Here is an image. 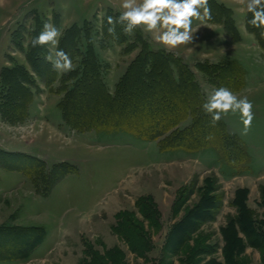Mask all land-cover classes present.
<instances>
[{"label":"rangeland","instance_id":"1","mask_svg":"<svg viewBox=\"0 0 264 264\" xmlns=\"http://www.w3.org/2000/svg\"><path fill=\"white\" fill-rule=\"evenodd\" d=\"M120 3L121 0H0V71L16 64L30 70L25 50L32 34L41 31L45 22L53 23L62 35L74 26L80 29L76 42L79 53H84L87 45L92 47L103 82L113 93L118 79L139 51L138 46H132L138 45L134 33L124 34L121 25L116 26L122 31L119 37L105 33L104 19L116 17ZM193 35L192 44L169 52H174L188 67L198 71L201 81L209 80L203 70L205 74L195 68L208 62L199 55L207 46L200 45L195 33ZM151 45L163 48L155 42ZM46 47L45 56L54 55L56 49ZM71 58L74 69H80V54L75 53ZM261 69L260 64L254 68L257 72ZM61 74L57 73L56 81L50 86L33 74L35 86L29 87L33 94H41L42 104L47 101L43 114L36 111V96L29 110L31 119L27 114L20 121L10 123L0 113V149L26 152L47 163L40 168L42 174H36L34 167L26 169L28 174H25L21 170L2 167L3 163L11 162L0 160V225H40L45 231L42 241L25 258H18L15 252L8 256L0 248V264H86L91 254L103 257L108 252L114 254V248L117 249L115 255H121L119 264H165L167 261L178 264L177 254H167L166 260L160 263L164 259L162 246L166 233L182 213H173V202L181 186L195 184L197 187L205 176L217 179L222 198L214 219L203 223L200 229L212 233L209 241L221 246L219 226L225 223L228 215L235 214L230 199L239 180L232 176L239 173V176L251 175L255 179L258 174L255 172H259L258 166L252 168L253 171L249 168L248 151L246 168L235 170L213 146L194 151H160L155 141H146L123 129H71L62 124L59 109L51 102L54 96L58 95L57 100H60L63 94L55 92ZM260 111L262 113L258 112L253 124L262 125L260 135L264 136V108ZM44 114L46 116L41 117ZM226 117L233 130L242 128L238 114L229 113ZM189 124L190 118H187L179 123V127ZM5 125L12 127L7 129ZM240 133L235 136L244 145ZM259 152L264 153V145ZM56 161L67 162L77 170L67 173L44 193L47 179L43 174H47ZM183 181L186 182L178 187ZM197 198L198 194L194 192L186 205L190 206ZM259 199L260 195L253 189L248 196V205L258 218L263 217ZM127 220L137 225V249H132L118 233L120 226L117 223ZM12 241L7 242L9 249L16 243ZM214 256L222 259L220 249ZM242 258L247 264H263L259 250L253 247H246Z\"/></svg>","mask_w":264,"mask_h":264},{"label":"trees","instance_id":"2","mask_svg":"<svg viewBox=\"0 0 264 264\" xmlns=\"http://www.w3.org/2000/svg\"><path fill=\"white\" fill-rule=\"evenodd\" d=\"M209 3L212 19L207 22L222 25L233 40H239L232 10L216 0H209ZM118 15L119 13L115 16ZM251 18L252 14L246 11L245 25L264 51V37L260 35V30L247 22ZM103 25L108 35L107 17ZM79 32L80 29L74 26L66 29L57 46L71 57L75 53L81 56V68L62 73L59 77V87L55 90L58 94L63 93L57 106L64 121L72 129H123L144 140H156L160 151H194L213 146L233 169L246 168V150L238 138L228 132L223 119L212 126L211 116L202 109L204 98L193 71L174 52L153 48L144 34L139 30L135 31L134 39L138 45L134 43L132 46H138L139 51L118 79L113 93H110L103 82L101 67L92 47L87 45L86 51L79 53L76 44ZM39 33L40 30L32 34L25 50L30 70L16 64L0 71V113L2 118L10 123L20 121L28 114L27 107L33 96L30 87L35 86L33 74L47 86L57 78L51 63L45 60L48 51L46 45L35 48L31 46V40ZM121 33L122 31L116 28L115 36L119 37ZM199 66L216 88H233L237 86L232 84L236 82V77H241L236 65L229 61L220 64L206 62L205 65ZM187 118H190V124L179 127V123ZM209 136L211 139H207ZM19 157L24 159H15ZM7 159L11 163L5 162L2 165L0 161L2 167L21 170L25 174H28L26 169L33 167L36 168V174H42L40 168L45 167L44 161L36 156L0 149V160ZM76 170L64 161L54 163L50 171L43 174L47 179L44 193L67 173ZM216 181L213 176H205L202 184L197 187L195 184H185L178 189L172 208L175 215L180 211L182 213L166 233L162 246L164 259L160 263L166 260L167 254H177L178 264H247L242 256L249 246L259 250L261 262L264 264V184L259 187L258 204L263 208V217L260 218L247 204L248 188L234 189L230 205L235 208V214L228 215L225 223L219 226L222 240V245L219 246L218 243L209 241L212 233H205L200 229L203 223L214 219L219 207L222 197L218 193L219 186ZM194 192L198 194V198L187 206L186 203ZM117 224L120 226L118 233L122 234L132 249H137V225L130 220ZM44 234V228L40 225L3 224L0 225V248L8 256L10 252H15L18 258H25L42 241ZM9 240L16 242L11 249L6 247L10 246L7 244ZM218 249L222 256L220 260L214 256ZM116 250L114 248V254L108 252L103 257L91 254L86 264H119L121 255L116 256ZM172 263L173 261H167L165 264Z\"/></svg>","mask_w":264,"mask_h":264},{"label":"clouds","instance_id":"3","mask_svg":"<svg viewBox=\"0 0 264 264\" xmlns=\"http://www.w3.org/2000/svg\"><path fill=\"white\" fill-rule=\"evenodd\" d=\"M239 11H247L252 18L247 22L253 28L260 30L264 37V0H237ZM212 19V9L209 0H121L119 15L108 16L109 35H116V25L122 26L126 35L139 30L146 34L148 42L172 51L181 46L192 44L194 33L198 28L193 27L194 21L201 24ZM62 33L53 23L45 22L40 33L31 40V46L45 45L57 49L53 54L45 57L57 73H68L74 70L71 56L62 49H58L59 38ZM253 103L247 96L240 97L228 87H218L210 92L202 104L203 111L211 116L214 127L222 117L231 113L239 115L243 124L241 134L247 135L252 127L255 114ZM211 139V137H207Z\"/></svg>","mask_w":264,"mask_h":264},{"label":"crops","instance_id":"4","mask_svg":"<svg viewBox=\"0 0 264 264\" xmlns=\"http://www.w3.org/2000/svg\"><path fill=\"white\" fill-rule=\"evenodd\" d=\"M218 1L223 3L225 6L231 8L232 17L239 34V40L237 41L233 40L232 37L224 30V28L220 24L209 23V22L201 24L199 21H194L193 23L194 28L199 29L198 32L195 33V36L199 40L200 45L207 46V49L202 50L199 53V55L201 57L207 58L208 62L212 64H220L229 61L236 65V68L240 71L241 77L239 78L236 77V79L234 78L236 82L232 84L234 86L235 85L237 86L229 89H231L234 93H236L240 97L247 96L248 99L253 103L254 106L253 112L257 117L258 112L259 114L262 113V111L260 110L264 108V51L258 45L255 36L247 29L245 25L246 10L243 12L238 10L240 5L237 3V0H218ZM236 14L238 16L235 17ZM178 49H180V47ZM258 64L262 66V69L259 70V72L254 70L255 66H257ZM189 68L193 71L195 79L200 87L203 98L205 100L207 97V91L209 93L212 92L216 88V86L207 79L201 81L199 79L198 71L196 72L195 69L191 68L190 66ZM195 68L202 72V70H200L197 66H195ZM202 74L205 73L202 72ZM111 83L112 85H114V81H112ZM33 95L34 96L32 97V100L36 96V111L38 112L40 111L41 114H43L44 113L43 110H45L47 107L46 105L47 101L44 100L45 103L42 104V102L40 101L41 94H39V96L35 94ZM57 96H54V99H52L51 101L53 104H55V106H57V103L59 101V99L57 100ZM45 99H48V97H46ZM31 101L27 107L28 118L30 119L31 117L29 116L30 115L29 110L31 107ZM58 115H60L61 119L63 120L61 121L62 124L63 125L66 124L69 128H71L64 121L60 109ZM44 116L46 115L44 114L41 117ZM222 119L225 122L226 128L230 134L237 135V133H240L239 131L242 132L243 124L241 129L236 127V129L233 130L228 123L227 117L224 116L222 117ZM62 124L60 123L59 126H61ZM261 126L252 123L251 130L248 133L249 135L248 134L242 135L241 133L239 135L246 149L244 145L240 141L239 142L242 144L244 149L248 151L250 156L249 168L251 167V171H253L252 168L256 166L259 167L258 170L259 172H255L258 173L256 174L255 179L251 175L242 174L239 176L238 175L239 173H234V175L232 176V178L239 180L237 181L239 182L237 184V187L248 188V196H250L253 189H256L257 194H259L258 185L264 184L263 181L264 153L259 152L264 145V136L260 135ZM5 127L9 129V127H12V125L11 126L5 125ZM146 141H155L157 144L156 140H146ZM57 162H61V161H56L54 163ZM44 163L46 162L44 161ZM54 163H52V165ZM185 182L186 181L180 183L178 187H180ZM247 204H248V199H247Z\"/></svg>","mask_w":264,"mask_h":264}]
</instances>
